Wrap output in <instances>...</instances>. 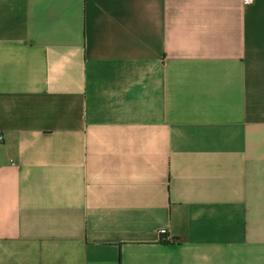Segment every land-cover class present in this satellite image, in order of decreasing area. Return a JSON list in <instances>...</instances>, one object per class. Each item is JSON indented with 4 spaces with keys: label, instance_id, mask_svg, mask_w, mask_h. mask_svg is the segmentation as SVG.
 Listing matches in <instances>:
<instances>
[{
    "label": "crops",
    "instance_id": "obj_1",
    "mask_svg": "<svg viewBox=\"0 0 264 264\" xmlns=\"http://www.w3.org/2000/svg\"><path fill=\"white\" fill-rule=\"evenodd\" d=\"M0 133V264H264V0H0Z\"/></svg>",
    "mask_w": 264,
    "mask_h": 264
},
{
    "label": "built area",
    "instance_id": "obj_2",
    "mask_svg": "<svg viewBox=\"0 0 264 264\" xmlns=\"http://www.w3.org/2000/svg\"><path fill=\"white\" fill-rule=\"evenodd\" d=\"M245 1H248V0H245ZM2 140V134L0 133V141ZM158 234H164L165 230L164 228H158L157 230ZM168 238V236H167Z\"/></svg>",
    "mask_w": 264,
    "mask_h": 264
}]
</instances>
